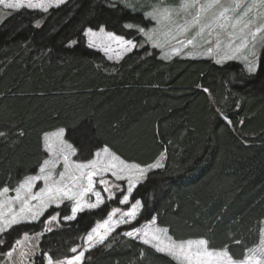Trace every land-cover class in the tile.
Returning <instances> with one entry per match:
<instances>
[{"label": "trees", "instance_id": "16d2710c", "mask_svg": "<svg viewBox=\"0 0 264 264\" xmlns=\"http://www.w3.org/2000/svg\"><path fill=\"white\" fill-rule=\"evenodd\" d=\"M110 5L65 0L48 13L21 10L0 19V128L11 129L0 138V184L15 185L34 173L45 158L43 135L58 129L84 155L96 142L143 163L163 153L165 168L133 193L147 201L137 223L156 216L177 238L207 237L241 256L259 243L264 221V50L254 73L234 61L163 60L147 45V52L135 49L109 62L87 48L83 29L102 26L141 40L124 25L149 26L145 5ZM71 40L78 43L68 47ZM97 212L57 226L41 238V247L61 258L71 255L67 250L101 219ZM109 239L111 246L98 247L85 264H172L122 235Z\"/></svg>", "mask_w": 264, "mask_h": 264}, {"label": "snow or ice", "instance_id": "6c2138e0", "mask_svg": "<svg viewBox=\"0 0 264 264\" xmlns=\"http://www.w3.org/2000/svg\"><path fill=\"white\" fill-rule=\"evenodd\" d=\"M64 3L65 0H0V5L10 10L8 15L21 10L48 13ZM124 6H130L127 0ZM132 7L134 10L135 5ZM143 15L154 22V27L124 25L142 37L141 40L126 39L111 32L106 34L108 39L116 42L125 53L137 48L147 52L145 45H148L159 49L166 59L181 55L185 49H201L209 56L219 57L215 61L217 64L236 60L241 55L247 61L249 55H256L257 48L264 50V0H175L172 4L158 0ZM42 19L36 18L34 27L40 28ZM98 31L103 33L104 28L101 26ZM97 35L91 27L82 30L89 48L96 47L94 38ZM77 43L71 40L67 46ZM103 51L107 54V46ZM247 70L255 71L251 62ZM220 115L227 119L222 112ZM10 131L0 128V138H6ZM63 136V129L55 133V140L45 135L43 150L46 156L34 173L18 177L15 185L0 184V264H85L86 254L93 248L111 246L109 237L113 233L169 257L172 264H264V228L259 229L257 247L247 248L241 256H235L229 245L215 247L207 237H175L156 216L143 225L137 223L147 201L133 193L150 179L151 173L165 168L163 153L143 163L122 157L106 143L96 142L84 155L83 147L78 149ZM78 153L80 158L73 159ZM62 208L66 214L56 211ZM85 211L97 212L101 219L86 230L81 244L67 250L71 255L61 258L55 251L41 247L40 240L46 233L53 232L62 223L77 220ZM34 224L43 226L39 230L17 227ZM125 225L132 227L117 231ZM14 231L15 236L12 235ZM234 243L239 245L242 241L236 239ZM143 256L141 249L140 257Z\"/></svg>", "mask_w": 264, "mask_h": 264}, {"label": "rangeland", "instance_id": "374dc122", "mask_svg": "<svg viewBox=\"0 0 264 264\" xmlns=\"http://www.w3.org/2000/svg\"><path fill=\"white\" fill-rule=\"evenodd\" d=\"M110 4H116L117 6H124V2H125V0H107ZM127 2L129 3V7H127V8H129V9H133V5H135L136 7H139V8H141L142 6H146V9L147 10H149L154 4H156L157 2H158V0H127ZM175 2V0H163V3L164 4H172V3H174ZM146 10V11H147ZM10 10H8V9H4L3 8V6L2 5H0V19H3L4 18V16H6V14H5V12H9ZM145 11V12H146ZM2 13H3V16H2ZM143 19L145 20V21H147V23H149V26L147 27V28H151V27H154V22H150L149 20H147V19H145L144 18V15H143ZM97 32H98V35H97V37H95L94 39H95V44H96V47H94V48H90V49H92V50H95V51H98L99 53H101L104 57H105V59L107 60V61H109V62H113V63H115V62H119L125 55H127L128 53H131V52H127V53H125L124 52V50H123V48L122 47H120L118 44H116V42H114V41H111V40H109L108 39V37H107V33L108 32H106L105 30H104V32L103 33H99V31L97 30ZM189 35H191V33L189 34ZM139 36V35H138ZM140 37V36H139ZM141 39H142V37H140ZM181 38H185V37H181ZM85 39V44H86V46H87V40H86V38H84ZM173 44H175L176 43V41H173L172 42ZM201 43H202V41H201ZM107 46V48H108V51H107V54L105 53V51H103V49L105 48ZM148 46V45H147ZM88 47V46H87ZM148 47H150V46H148ZM206 47V46H205ZM89 48V47H88ZM151 48V47H150ZM137 49H141V48H137ZM155 51H157L158 52V54H159V57L161 58V59H163V60H169V59H173V58H176V57H178V58H191V59H207V60H210L211 62H213V63H215V64H217L215 61H216V59H219V57H217L216 55H212V56H209L206 52H203L201 49H194V50H192V49H185L184 50V53H182L181 55H179V56H172L171 58H169V59H166V58H163V56H164V53H162L159 49H154ZM192 51L193 52V54L192 55H187V54H185V53H187L188 51ZM134 51V50H133ZM166 51H167V48H166ZM261 52H262V49H260V48H257L256 49V55L255 56H252V55H249V57H248V60L246 61V60H244L243 59V55H241L238 59H236V60H228V61H223L222 63H220V64H224V63H227V62H230V61H234V62H238V63H240L243 67H244V69H245V71L247 72V73H254L255 71H256V69H257V65H258V62H259V60H260V55H261ZM108 56H112V59L111 60H109L108 59ZM117 56H122V58L121 59H117ZM249 62H251V64L255 67V71H253V72H249L248 70H247V65H248V63ZM218 65V64H217ZM61 129H58V130H56V131H53V132H51V133H47V134H45V135H47L49 138H51V139H53V140H55L56 139V137H55V133L56 132H58V131H60ZM65 133V132H64ZM45 135H43V137H42V144H43V149H44V137H45ZM63 139H64V136H63ZM65 140V139H64ZM44 151V150H43ZM45 153V152H44ZM45 156H46V153H45ZM121 207H126V206H121ZM49 210H52V209H49ZM57 210H59V209H57ZM56 210V211H57ZM86 212V211H85ZM143 225V224H142ZM129 225H125V226H122V228L121 229H123V228H125V227H128ZM261 228H264V221H263V223H262V227ZM118 230H120V229H117V231ZM259 245V243L257 244V246ZM101 245H99V246H97L96 248H93L89 253H87L86 254V257L89 255V254H92V252H94L95 250H98L97 248L98 247H100ZM257 246H255V247H257Z\"/></svg>", "mask_w": 264, "mask_h": 264}]
</instances>
